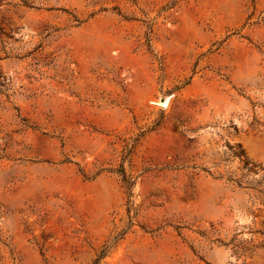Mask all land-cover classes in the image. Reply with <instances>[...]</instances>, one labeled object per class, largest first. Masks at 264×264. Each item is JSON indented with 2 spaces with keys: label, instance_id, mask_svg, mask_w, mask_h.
I'll use <instances>...</instances> for the list:
<instances>
[{
  "label": "rangeland",
  "instance_id": "1",
  "mask_svg": "<svg viewBox=\"0 0 264 264\" xmlns=\"http://www.w3.org/2000/svg\"><path fill=\"white\" fill-rule=\"evenodd\" d=\"M0 264H264V0H0Z\"/></svg>",
  "mask_w": 264,
  "mask_h": 264
}]
</instances>
